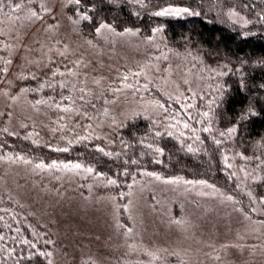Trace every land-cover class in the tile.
<instances>
[{
    "label": "rangeland",
    "instance_id": "obj_1",
    "mask_svg": "<svg viewBox=\"0 0 264 264\" xmlns=\"http://www.w3.org/2000/svg\"><path fill=\"white\" fill-rule=\"evenodd\" d=\"M70 3L0 0V142L58 156L0 145V264H264V168L215 122L225 70L161 32L86 35ZM138 118L190 147L208 131L242 197L148 171L119 192L86 157Z\"/></svg>",
    "mask_w": 264,
    "mask_h": 264
},
{
    "label": "trees",
    "instance_id": "obj_2",
    "mask_svg": "<svg viewBox=\"0 0 264 264\" xmlns=\"http://www.w3.org/2000/svg\"><path fill=\"white\" fill-rule=\"evenodd\" d=\"M174 9L181 11L171 13ZM230 9L238 10L247 23L230 19ZM68 12L86 35H95L102 26L144 37L161 32L177 50L222 66L225 77L215 122L222 130L234 129L244 153L264 168V0H71ZM199 138V147H190L138 118L126 125L116 153L107 156L93 148L86 158L104 177L114 178L121 193L132 175L135 179L148 171L208 181L242 197L226 168L222 146L202 127ZM3 142V148L46 160L58 157L31 152L9 138Z\"/></svg>",
    "mask_w": 264,
    "mask_h": 264
},
{
    "label": "snow or ice",
    "instance_id": "obj_3",
    "mask_svg": "<svg viewBox=\"0 0 264 264\" xmlns=\"http://www.w3.org/2000/svg\"><path fill=\"white\" fill-rule=\"evenodd\" d=\"M77 2H78V0H77ZM176 11H177V13H179V11H181V10H176ZM183 11L187 12L188 9H183ZM158 15H163V13H158ZM230 131H234V129H230ZM76 167H79V165H77ZM113 183H114V181H113Z\"/></svg>",
    "mask_w": 264,
    "mask_h": 264
}]
</instances>
